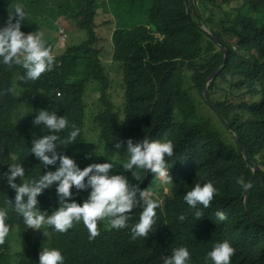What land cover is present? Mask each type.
<instances>
[{
  "label": "trees",
  "instance_id": "trees-1",
  "mask_svg": "<svg viewBox=\"0 0 264 264\" xmlns=\"http://www.w3.org/2000/svg\"><path fill=\"white\" fill-rule=\"evenodd\" d=\"M15 3L27 13L21 30L40 31L54 60L35 81H21L19 66L0 65V172L10 162L22 163L25 180L54 170L43 168L29 152L34 135L47 134L32 123L39 109L64 115L70 126L81 129L76 144L58 148L81 169L107 157L123 160L126 154L114 152V144L127 138L134 142L146 136L174 145L168 158L174 181L153 235L132 239L129 219L128 226L103 228L97 239H89L86 227L74 223L63 233L50 226L38 229L39 234L48 231L43 244L58 248L64 264H162L180 246L189 250L190 264H209L206 254L213 244L228 240L235 248L232 264H264V0H145L146 25L170 36L167 42H155L138 22L143 0H0L3 25ZM110 12L118 17L115 24L106 17ZM62 21L85 32L84 40L78 42V32V43L68 41V32L59 36ZM105 26L112 29L108 45L99 34ZM218 41L226 46V58ZM105 46L112 48L110 62L103 60ZM215 71L209 104L203 90ZM253 164L257 170L251 178ZM115 171H122L119 164ZM145 173L132 182L140 187L156 182ZM204 175L214 178L217 192L197 220L183 194ZM250 179L243 200L244 187L237 180ZM72 191L78 203L87 198V190ZM14 194L0 179V207L7 208L10 226L0 243V264H37L28 246L35 241L32 232L5 203ZM57 200L53 186L38 197L39 207L51 213Z\"/></svg>",
  "mask_w": 264,
  "mask_h": 264
},
{
  "label": "clouds",
  "instance_id": "clouds-1",
  "mask_svg": "<svg viewBox=\"0 0 264 264\" xmlns=\"http://www.w3.org/2000/svg\"><path fill=\"white\" fill-rule=\"evenodd\" d=\"M186 10L189 13L188 7ZM26 16L23 5L15 3L4 25L0 22V65L19 66L24 70L19 76L21 81H35L42 73L52 69L54 57L51 46L46 45L40 31L25 33L21 30ZM144 26L148 27V32L153 35L155 42H167L170 38L153 31L146 23ZM63 32H66V29L62 26L59 36ZM218 43L222 46L226 58V46L220 41ZM217 72L213 74L216 76ZM211 76L207 79L203 90L204 98L209 104L211 102L208 86L215 78ZM205 90L207 98L204 94ZM32 123L39 128L47 129V134L34 135L33 140H30L29 152L40 161L43 168L55 166L54 170L45 171L37 178L25 180V168L22 163L10 162L7 164V170L0 172V179H4L7 186L15 193L12 200L8 198L5 203L10 204L12 210L22 218L28 231L39 234L42 232L38 229H46L50 226L54 231L63 233L74 223H82L88 230V238L97 239L103 228L115 231L116 228L128 226L130 219L132 239H146L155 233L152 228L158 222L159 211L165 201L163 197L174 181L168 162L174 151L171 140L151 139L144 136L133 142L132 138H127L123 142L114 144V152L122 149L126 154L123 160H117L116 156L107 157L105 162L90 163L81 169L72 157L64 154L63 151H58L61 146L65 148L64 145L68 147L76 144L75 141L81 132L80 128L75 125L70 126L64 115H57V112L48 109L36 110ZM65 129H67L66 134L60 137L58 134ZM241 148L245 156V150ZM11 159L15 161L16 158L11 157ZM117 164L122 171H115ZM256 165L253 164L250 168L251 178L256 173ZM145 171L146 178L156 182L150 181L145 187L144 184L140 187L139 183L132 182V180L140 181ZM125 173H130L132 179H129ZM17 178L22 182L18 184ZM251 181L252 179L245 183L237 180V183L244 187L243 200L246 199ZM53 186L58 200L51 205L57 207L49 213L39 207L38 197L44 190ZM73 188L77 191L87 190V198L81 195L84 200L80 203L72 199ZM216 192L214 178L204 175L203 181H195L190 190L183 194V202L192 209L193 218L199 220L203 215V209L208 207ZM133 209L137 211L132 212ZM7 216V208L0 207V243L10 230L9 224L6 223ZM215 216L219 220L224 219L221 211H216ZM178 219L183 221L185 216L180 215ZM100 220L107 223L103 224ZM47 234V230L43 231L42 241L35 240L28 245L31 252L38 256L37 264H64L65 258L58 248L43 244L48 238ZM134 250L145 251L140 248ZM234 256L235 248L228 240L214 243L206 254L209 264H232ZM112 264L118 263L112 262ZM162 264H190V252L184 246L173 248L171 254L163 259Z\"/></svg>",
  "mask_w": 264,
  "mask_h": 264
},
{
  "label": "rangeland",
  "instance_id": "rangeland-1",
  "mask_svg": "<svg viewBox=\"0 0 264 264\" xmlns=\"http://www.w3.org/2000/svg\"><path fill=\"white\" fill-rule=\"evenodd\" d=\"M138 10H139V13L136 15V16H138L139 14H140V18L138 19V22L140 23V24H145L146 23V17H147V11H146V9H145V4L143 3V4H141L139 7H138ZM123 11V10H122ZM111 16V18L113 19L112 21L114 22L115 20H114V18L117 20V16H115L114 14H112L111 12L110 13H108L107 15H106V17H108V16ZM118 16H121V14L119 13V15ZM47 17V16H46ZM103 17V16H102ZM104 19H107V18H104ZM62 24H63V27L66 29V32H68L67 33V39H68V41L70 42V43H73V42H77V39H76V37H75V35L77 34V32L79 33V34H81L80 35V38H79V41L78 42H82L84 39V37H85V32H83L82 30H79V28L73 23V22H68V23H65V21H62ZM114 24H115V22H114ZM100 29H102V32L101 31H99V34H100V36L101 37H103L104 38V40L106 41V43H107V45L108 44H110V40H111V32H112V29H109L108 28V26H105V27H102V28H100ZM83 39V40H82ZM49 40V39H48ZM82 40V41H81ZM77 42V43H78ZM66 43H68V42H66ZM65 47V44L63 45H59L58 46V48L60 49V48H64ZM112 48L110 47V46H105V47H103V52L104 51H106V56L105 57H103V60L105 61V62H110V57L108 56V53L110 52V50H111ZM32 237L36 240V241H42L43 239H44V235H42V234H34V232H32Z\"/></svg>",
  "mask_w": 264,
  "mask_h": 264
},
{
  "label": "water",
  "instance_id": "water-1",
  "mask_svg": "<svg viewBox=\"0 0 264 264\" xmlns=\"http://www.w3.org/2000/svg\"><path fill=\"white\" fill-rule=\"evenodd\" d=\"M213 76H215V74H213L211 77H213ZM208 81H209V80H208ZM204 94H205V96H206V90H205V93H204ZM206 98H207V96H206Z\"/></svg>",
  "mask_w": 264,
  "mask_h": 264
}]
</instances>
